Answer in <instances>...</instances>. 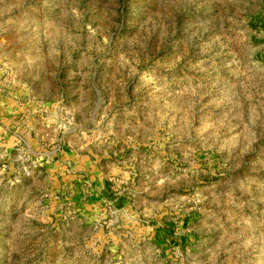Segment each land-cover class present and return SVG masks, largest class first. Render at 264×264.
<instances>
[{"label": "rangeland", "instance_id": "rangeland-1", "mask_svg": "<svg viewBox=\"0 0 264 264\" xmlns=\"http://www.w3.org/2000/svg\"><path fill=\"white\" fill-rule=\"evenodd\" d=\"M0 264H264V0H0Z\"/></svg>", "mask_w": 264, "mask_h": 264}]
</instances>
